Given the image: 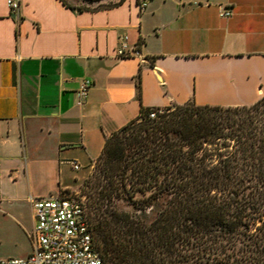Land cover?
<instances>
[{"label": "crops", "instance_id": "1", "mask_svg": "<svg viewBox=\"0 0 264 264\" xmlns=\"http://www.w3.org/2000/svg\"><path fill=\"white\" fill-rule=\"evenodd\" d=\"M8 1L0 0V259L33 253L31 199L74 192L142 107H241L264 97V0H19L17 13ZM125 37L141 58L116 55Z\"/></svg>", "mask_w": 264, "mask_h": 264}, {"label": "trees", "instance_id": "2", "mask_svg": "<svg viewBox=\"0 0 264 264\" xmlns=\"http://www.w3.org/2000/svg\"><path fill=\"white\" fill-rule=\"evenodd\" d=\"M95 168L84 199L103 264H264V98L142 107Z\"/></svg>", "mask_w": 264, "mask_h": 264}, {"label": "built area", "instance_id": "3", "mask_svg": "<svg viewBox=\"0 0 264 264\" xmlns=\"http://www.w3.org/2000/svg\"><path fill=\"white\" fill-rule=\"evenodd\" d=\"M11 11L17 13L19 0H9ZM146 2L140 4L144 9ZM229 10H221V17H229ZM127 38H123L116 50L121 58H141V51L128 50ZM91 86L90 80H84L78 95L85 98ZM155 111L150 114L151 118ZM75 170H80L78 162H72ZM35 216V227L29 233L33 253L26 258L0 259V264H103L96 248L90 223V216L84 196L72 192L65 196L31 199Z\"/></svg>", "mask_w": 264, "mask_h": 264}, {"label": "rangeland", "instance_id": "4", "mask_svg": "<svg viewBox=\"0 0 264 264\" xmlns=\"http://www.w3.org/2000/svg\"><path fill=\"white\" fill-rule=\"evenodd\" d=\"M260 119L262 120L263 118L257 117V120H260ZM257 127H261V124L258 123ZM84 172H87L85 178H82L79 184L72 191L77 192L82 196L85 195L88 200L89 195L91 194V185H92L93 177L96 174L95 165L93 166V168H89L87 171L86 169H84ZM90 211H91V208H90Z\"/></svg>", "mask_w": 264, "mask_h": 264}]
</instances>
